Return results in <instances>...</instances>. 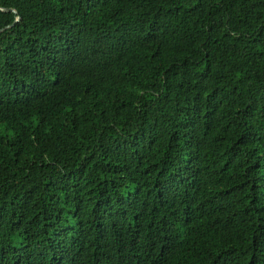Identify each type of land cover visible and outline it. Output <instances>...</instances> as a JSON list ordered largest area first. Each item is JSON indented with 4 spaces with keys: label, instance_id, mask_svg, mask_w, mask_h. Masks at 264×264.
Wrapping results in <instances>:
<instances>
[{
    "label": "trees",
    "instance_id": "obj_1",
    "mask_svg": "<svg viewBox=\"0 0 264 264\" xmlns=\"http://www.w3.org/2000/svg\"><path fill=\"white\" fill-rule=\"evenodd\" d=\"M1 7L0 264H264V0Z\"/></svg>",
    "mask_w": 264,
    "mask_h": 264
},
{
    "label": "water",
    "instance_id": "obj_2",
    "mask_svg": "<svg viewBox=\"0 0 264 264\" xmlns=\"http://www.w3.org/2000/svg\"><path fill=\"white\" fill-rule=\"evenodd\" d=\"M1 10H4V11H6V10H11V11H13L15 14H17L18 12H17V10H15V9H13V8H0ZM19 18H20V16H18L17 18H16V20L15 21H17V20H19ZM9 26V25H8ZM8 26H6V27H4V28H7ZM3 29H0V31H2Z\"/></svg>",
    "mask_w": 264,
    "mask_h": 264
}]
</instances>
